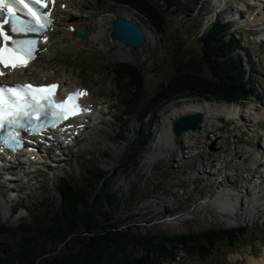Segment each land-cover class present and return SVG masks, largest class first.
<instances>
[{"label":"rangeland","instance_id":"374dc122","mask_svg":"<svg viewBox=\"0 0 264 264\" xmlns=\"http://www.w3.org/2000/svg\"><path fill=\"white\" fill-rule=\"evenodd\" d=\"M76 1L78 5L74 7V13L78 17L85 16L79 18H87L89 21L98 16L104 18V35L107 39L96 42L86 38L75 47H60L57 51L48 52L52 57L58 55L61 60L56 62L55 58H49L54 60L52 64L48 61L50 66L54 65L49 72L62 68H67L64 73L72 71L73 81L77 79L80 86L89 88L97 102L96 107L101 111L92 115L93 122L77 139L76 146L65 149L59 156V166L54 167L52 163L44 165V171L40 174L37 171L27 182L21 173H17L15 176L25 182L19 180L20 185L6 183L0 176V183L5 182L4 185L0 184V223L10 227L21 223L40 226L52 217V211L57 212L60 207L59 186L62 175L73 186L79 187L88 181L85 163L91 165L93 172L100 173H110L120 164L126 169L125 180L119 181L111 189L118 194V205L113 214L115 220L123 226L130 224L134 230L165 234L214 228H243L245 232L232 244L227 238L219 241L205 259H198L196 254L189 256L179 247L171 252L172 258H158L157 264H254L255 259L259 260L264 256V178L260 185L257 183L254 186L247 170L253 159L252 154L257 153L263 157L264 162V119H259L257 124L252 120L257 118L255 114L249 115L247 121H230L222 116L213 124L210 119V132L206 131L203 136L191 134L183 140L175 137L174 142L167 143L173 150L170 152L169 147L167 150L162 149L157 142L158 131L166 124L165 117L169 113L166 102H160L151 110L144 111L150 103L139 110H133L126 101L127 114L121 91L113 84L115 62L125 61L136 66L143 75V88L138 97L142 106L147 98H151L154 88L177 71L175 63L185 61L190 53H200L199 38L202 31L199 27L212 21L215 13H212L213 9H209V4L213 0H208L209 4L206 6L212 15H208L203 7L194 12L193 18L190 16L189 0H172L168 6L165 0H149L164 16V24L160 29L132 12L136 10L125 3L114 0ZM244 1L236 4L241 10L240 16L244 18L241 22L250 14L244 9L246 2L249 3L250 0ZM85 4L93 8H88ZM124 6L130 9L131 14L121 9ZM236 6L225 5L226 16H220L224 22L232 15L230 8ZM116 17L135 19L147 29L148 37L146 36L140 48L122 44L110 34L111 22ZM233 30L236 31L234 28ZM237 30L242 35L233 32V36H236L234 45L236 47L240 41L238 52L243 56V64L249 70H254L250 71L252 88L249 89L245 84V88L249 90L248 97L239 100L246 101V104L255 100L260 102L259 98L264 97V40H261L264 33L259 34L251 25L239 24ZM48 63L40 61V58L36 62L39 69H44L43 66L48 68ZM202 70L208 73L207 66H202ZM125 80L118 81V86L122 89H125ZM241 82L245 83V80L242 78ZM187 92L189 90L185 91ZM181 97L184 96H176L177 99ZM191 97L203 100L211 96ZM102 100L110 106L108 114L104 111V106L100 105ZM262 102L264 103V99ZM245 110L244 108L243 113L246 114ZM119 113L124 114L120 124L117 119ZM139 133L146 135L142 138L146 142L141 146L139 155L133 158ZM152 144L157 145L154 150ZM36 164L35 168L42 167ZM256 169L258 168H249V171L255 173L260 170L259 174L264 177V166L257 171ZM96 183V187H102L100 179ZM7 185L9 188L13 187L10 191L14 192L10 193ZM226 191L233 193L230 197L232 202L237 199L232 212H223L218 203H213ZM255 199H260L263 204L259 203V207L260 200L255 202ZM227 213H232L230 219H226ZM251 258H254L253 262Z\"/></svg>","mask_w":264,"mask_h":264},{"label":"trees","instance_id":"16d2710c","mask_svg":"<svg viewBox=\"0 0 264 264\" xmlns=\"http://www.w3.org/2000/svg\"><path fill=\"white\" fill-rule=\"evenodd\" d=\"M114 1L131 6L156 28L164 24L163 14L149 0ZM171 1L165 0L167 6ZM229 32L228 25L216 20L199 38L200 53H190L185 61L175 63L177 71L172 78L155 87L142 106L138 97L143 75L136 66L115 63L114 83L126 79L127 103L133 110L150 103L144 108L149 111L177 95H208L227 101L245 98L248 82H241L245 70L237 58L229 56L234 46V39H228ZM202 66H207L208 73ZM143 136L138 134L133 158L146 142ZM119 165L110 173L88 175V181L79 187L61 177L60 207L40 226L21 223L10 227L0 223V264H157L158 258H172L171 252L179 247L189 256L196 254L198 259H205L219 241L227 238L232 244L244 235L243 228L165 234L141 232L130 224L123 226L113 214L118 194L111 189L125 178L126 169ZM97 179L102 187H96Z\"/></svg>","mask_w":264,"mask_h":264},{"label":"bare ground","instance_id":"6f19581e","mask_svg":"<svg viewBox=\"0 0 264 264\" xmlns=\"http://www.w3.org/2000/svg\"><path fill=\"white\" fill-rule=\"evenodd\" d=\"M238 1L245 2L244 0H238ZM218 3L223 4V3H225V0H218ZM246 3L247 4H245V6H247V8H249V6L252 4L255 6V8H254V10H252L250 12L249 19L246 18L247 20H244L241 22V19H243V18H242V16H239V19H240L239 24H241V25H248L249 24V25L253 26L257 30L258 33H264V13L262 12V10L264 9V6H263L264 0H250L249 3L248 2H246ZM77 5H78V2L76 0H55V3L53 5L54 16H55L54 24H53L52 28L46 34L49 38H48V42L43 46L44 52H42V51L39 52V55L27 67L20 68V69H14L12 71L7 72L5 74L6 79L10 80L11 82H15V81H21L22 82V81H30L31 80L32 82L37 83V84L48 83L50 81H59V83H60L59 90H64V91L73 90L75 87L80 86L77 79H75L76 82L73 81L74 76H73L72 71H67L66 73H64V71L67 68L66 69H63V68L62 69H56V70L53 69V70H51V73L49 72V70L51 68H54V65L50 66V64H52V61L54 62V60H50L52 56H50L51 54L48 53L50 51H57V49L59 50L60 47H61V49H63L62 47L67 49V48H69V46L75 47L76 45L79 44V41L84 40L86 38H91L96 42L97 41H103V40L107 39L106 36L104 35V30H105L103 27L104 18L103 17L99 18V16H98L96 18H93L92 21H89V19H87V18H79L81 15H79V17H78V15H76L73 12L74 7H76ZM85 6L88 8H93L89 4H85ZM121 9H123L127 13L131 14L130 9H127L125 6ZM132 12H134V11H132ZM238 12H239V10L236 11V13H238ZM81 17H85V16H81ZM85 19H87V21ZM107 21H108V19L105 20V23ZM72 25L74 27L85 26L86 34L82 37H75L74 31L71 30ZM144 31H145V35L147 36L148 31L145 29H144ZM110 34H111V31H110ZM38 58H40V61L45 60L47 63H48V61H49V63L51 62L50 64L48 63V68H47V66H43V68L46 71H44V69L38 68V65L36 64V62L38 61ZM52 58H55L56 62L61 61L58 59V58H60L58 55H54ZM69 69H71V67H69ZM129 95L132 96V93H130ZM84 99H85L84 102L87 104L86 105L87 107H90L92 105L97 104V102H95L93 99V93L89 94V98L85 97ZM259 99L261 100L260 102L255 100V102H249L248 104H246V101H242V100L225 102L224 100H215L213 98H203V100H201V99H197L196 97H182L181 99H178L177 101H175L171 104H166L167 108H168L167 110H169V113L167 114V117H165L166 124H164V127L163 128L161 127V129L158 131L157 142L161 145L160 148L167 150V147H169L167 145V143L175 141V136L173 135V133L171 131V126H172L173 120L177 116H180L182 114H188V113L195 112V111H199L204 116V120L200 124L199 130L184 132L180 137H178L179 139L183 140L185 137H189L191 134L192 135L193 134H200L203 136L204 133L206 131H209V129L211 127V124L209 125V120L211 119V122L213 124L217 123L218 122L217 118H219L220 116H224L230 121H235V119H240L241 121H247L248 118H250L249 115L255 114L257 118H254L252 120H253L254 124H257L259 119H264V103L262 102L261 98H259ZM88 105H90V106H88ZM100 105H102V103ZM166 105H164V106H166ZM103 106H104V111L108 114L110 106L108 105V103H105ZM244 108L246 109L245 110L246 114L243 113ZM99 111H101V110H99ZM92 118H94V117L88 115V119L90 121L87 124L85 131H87V129L89 128L90 123L93 122ZM214 118H216V119H214ZM165 125H167V127H165ZM263 136H264V133H263ZM74 141H75V143H78L77 139L73 140V142ZM74 146H76V144L71 145L70 147H68L66 149L68 150ZM151 146L153 147V150H154V148L157 147L156 144H152ZM63 148L59 147L58 149L60 151H62V153H64L65 149H63ZM47 151L49 153H51V150L50 151L47 150ZM169 151L172 152L173 150L170 148ZM163 152L166 153L165 151H163ZM43 155L45 157V161H44L45 166H47L50 162H54L53 163L54 167L59 166V163H60L59 161H61V157H59V158H48L44 153H43ZM150 156H152V155H150ZM251 157L253 159L251 160V164H250V167H248L247 173H248L249 177L251 178V182L253 183L254 186L257 183L260 185V183L262 182L264 177L261 174H259L260 170L259 171H257V170L259 169V167L264 166V162L262 161L263 157H260L257 153L252 154ZM20 159L21 160L17 161L19 164H16V161H14L12 163V162H9V160H8V161L4 162L3 165L9 163L10 166L0 167V169L2 171H6L7 174H9V176L11 175V177L13 178L12 180L9 181L10 183H12V184L16 183V184L20 185L19 180H21V179L14 176L17 173L23 174L27 180V179H31L32 178L31 175H34L37 171H39L37 174H40L42 171H44L43 170L44 167H40L38 169L35 168L36 163L26 165V161H23L24 160L23 156ZM56 159H58V160H56ZM19 161H21L22 163ZM249 168L252 170L254 168H258V169H256L257 172L253 173V172H251V170L249 171ZM28 181L30 183V180H28ZM0 184H2V182ZM2 185H4V184H2ZM31 185H33V184H31ZM2 188H4V187H2ZM20 188H22V187H20ZM15 189H16V186H15ZM246 189H247V187H246ZM16 190H18V189H16ZM223 190H221V191L223 192ZM241 192H243V190H241ZM232 194L233 193L226 191V192H224V194L219 195L217 197V199L214 200L215 202H213V203H215V204L218 203V206L221 208V210L223 212H227V211L232 212L233 208L235 210V205H236L235 200L237 201V199H235L234 202H232L230 200V197ZM258 200H260V199H258ZM258 200L255 199V202H258ZM259 203L263 204L261 202V200L258 202V206H259ZM231 215H232V213H231ZM233 216H235V215H233ZM251 261L253 262L254 258H251ZM254 264H264V256L262 258H260L259 260L255 259Z\"/></svg>","mask_w":264,"mask_h":264},{"label":"snow or ice","instance_id":"6c2138e0","mask_svg":"<svg viewBox=\"0 0 264 264\" xmlns=\"http://www.w3.org/2000/svg\"><path fill=\"white\" fill-rule=\"evenodd\" d=\"M55 3V0H52ZM16 5H22L17 8ZM32 5L48 8L46 0H0V66L6 69L27 67L35 59L37 41L35 39H17L14 35L44 32L51 24L50 12H40ZM26 10L31 20L22 19L18 12ZM10 32L12 34H10ZM0 71V76L4 75ZM58 85L33 86L31 84L18 87H0V134L6 128H26L33 120L43 117H53L51 126H56V120H66L79 114L82 110L77 102L78 97L87 95L77 92L65 100L56 101ZM58 110V111H57ZM86 110V109H84ZM25 121L27 123H25ZM42 127V125H41ZM22 147L18 132H9L7 137L0 135V143L9 145V139ZM3 149L0 148V151Z\"/></svg>","mask_w":264,"mask_h":264},{"label":"water","instance_id":"95a60500","mask_svg":"<svg viewBox=\"0 0 264 264\" xmlns=\"http://www.w3.org/2000/svg\"><path fill=\"white\" fill-rule=\"evenodd\" d=\"M111 31L117 41L135 49H138L145 39L143 30L134 22L123 17L114 18L111 23ZM84 32V27H78L75 35L80 36ZM203 120L204 116L199 111L182 114L173 121L171 129L174 136L179 137L184 132L199 130Z\"/></svg>","mask_w":264,"mask_h":264}]
</instances>
